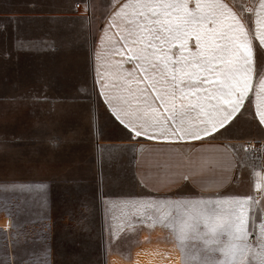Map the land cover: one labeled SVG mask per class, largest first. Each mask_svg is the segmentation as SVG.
I'll return each mask as SVG.
<instances>
[{
	"label": "snow or ice",
	"instance_id": "snow-or-ice-1",
	"mask_svg": "<svg viewBox=\"0 0 264 264\" xmlns=\"http://www.w3.org/2000/svg\"><path fill=\"white\" fill-rule=\"evenodd\" d=\"M85 4L91 15L84 16L80 42L93 73L92 86L99 84L97 95L111 112L108 119L130 129L129 138L202 143L249 136L216 147L224 175L215 184L179 176L199 185L196 198L172 199L171 191L154 197L102 191L107 240L95 264H107L109 253L125 254L120 241L127 234L157 227L174 241L182 264H264V0ZM246 152L258 153L259 163L243 159ZM245 179L246 189L224 195ZM224 181L229 187L222 191L203 190L220 188ZM139 183L150 185L143 178ZM44 187L9 183L7 178L0 182L6 190ZM40 202L43 207V195ZM41 232L40 244L33 245L38 250H25L27 260L11 256L0 264H55L48 234L43 228ZM19 243L17 233L13 244Z\"/></svg>",
	"mask_w": 264,
	"mask_h": 264
},
{
	"label": "rangeland",
	"instance_id": "rangeland-1",
	"mask_svg": "<svg viewBox=\"0 0 264 264\" xmlns=\"http://www.w3.org/2000/svg\"><path fill=\"white\" fill-rule=\"evenodd\" d=\"M36 11L42 10L23 0H0V20L16 35L19 47L21 42L25 45L20 47L16 77L0 91V182L7 178L9 183L45 186L32 192L0 188V218L10 219L9 228L0 227V259L27 260L24 252L38 250L33 245L40 244L43 228L55 264H95L102 243L92 239L85 243L83 232L70 228L75 223L70 214L103 211L99 145L128 137V132L108 119L110 114L92 86L86 48L80 42L84 10H72L67 20ZM103 156L106 191L155 196L130 175L128 148L106 145ZM247 187L248 183L241 191ZM196 196L184 188L171 198ZM17 233L20 243L14 245ZM150 235L145 232L143 237ZM84 244L93 251L86 252ZM167 261L178 264L179 254L168 257L149 243L133 264Z\"/></svg>",
	"mask_w": 264,
	"mask_h": 264
},
{
	"label": "crops",
	"instance_id": "crops-1",
	"mask_svg": "<svg viewBox=\"0 0 264 264\" xmlns=\"http://www.w3.org/2000/svg\"><path fill=\"white\" fill-rule=\"evenodd\" d=\"M42 11H36V14L51 15L54 17L66 19L71 17L73 10L72 5L76 1H81L84 13L83 17L91 15L86 11L85 0H23ZM98 15V13H97ZM20 63V47L16 35L13 31L0 20V91L16 77ZM93 75V73H92ZM96 90L99 92V84H96ZM101 103L106 108V102L102 95L99 96ZM110 115V110L107 111ZM114 118V117H113ZM119 124V122L117 121ZM130 132L125 126L120 125ZM238 139L247 140L249 136H230L225 140L221 137L215 139H205L202 143L197 141H180V142H152L147 137L137 138L135 136L122 137L114 141H103L99 145V157L101 163V191H106L107 185L104 177V156L103 150L106 145H112L119 148H128L131 151V161L129 173L134 181L146 190L148 193L155 195L157 192L171 191L176 193L178 190L189 188L196 195L201 191L197 183H193L191 179L180 180L179 176H195V179L204 184L213 185L220 180L222 175V164L224 163L222 154L215 149L222 143L231 141L235 143ZM139 141V143H137ZM140 144H144L143 150L140 149ZM129 145H133L130 147ZM258 153L246 152L243 153V159L249 163H259ZM144 179L150 182L148 187H143L139 181ZM174 181V182H173ZM247 185L246 179L243 184L237 182L229 188V195L236 191H241ZM229 187L228 182L220 188L206 187L204 191H222L223 188ZM226 193V192H225ZM102 203V202H101ZM103 205V204H102ZM71 220L75 223L70 225L78 232H83L85 243H90V240H96L102 243L107 240V222L104 215V206L102 212H82L70 214ZM158 233L156 237L144 238V233ZM160 233V234H159ZM152 243L158 249L163 250L169 257V254L178 255L181 261L180 250L176 247L174 241H171L165 230L157 227L154 230L140 229L135 234H127L121 239V248L125 254L120 252L109 253L107 264L111 256L115 255L123 259L125 264H133L137 259V253L144 249V244ZM85 251L91 252L92 249L84 244ZM100 252V249L97 250ZM178 253V254H177ZM165 264H169L167 261ZM176 264V263H175ZM182 264V262H181Z\"/></svg>",
	"mask_w": 264,
	"mask_h": 264
},
{
	"label": "clouds",
	"instance_id": "clouds-1",
	"mask_svg": "<svg viewBox=\"0 0 264 264\" xmlns=\"http://www.w3.org/2000/svg\"><path fill=\"white\" fill-rule=\"evenodd\" d=\"M108 264H125L123 259H120L119 257L113 255L108 261ZM178 264H181V261L178 262Z\"/></svg>",
	"mask_w": 264,
	"mask_h": 264
},
{
	"label": "bare ground",
	"instance_id": "bare-ground-1",
	"mask_svg": "<svg viewBox=\"0 0 264 264\" xmlns=\"http://www.w3.org/2000/svg\"><path fill=\"white\" fill-rule=\"evenodd\" d=\"M0 227H5V228L10 227V219L8 216L5 217L3 216L2 218H0Z\"/></svg>",
	"mask_w": 264,
	"mask_h": 264
},
{
	"label": "built area",
	"instance_id": "built-area-1",
	"mask_svg": "<svg viewBox=\"0 0 264 264\" xmlns=\"http://www.w3.org/2000/svg\"><path fill=\"white\" fill-rule=\"evenodd\" d=\"M74 4L77 6V8L79 10H82L83 9V5H82V2L81 1H76Z\"/></svg>",
	"mask_w": 264,
	"mask_h": 264
}]
</instances>
